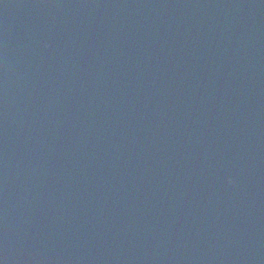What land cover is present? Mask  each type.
<instances>
[{"label": "water", "instance_id": "water-1", "mask_svg": "<svg viewBox=\"0 0 264 264\" xmlns=\"http://www.w3.org/2000/svg\"><path fill=\"white\" fill-rule=\"evenodd\" d=\"M0 264H264V0H0Z\"/></svg>", "mask_w": 264, "mask_h": 264}]
</instances>
